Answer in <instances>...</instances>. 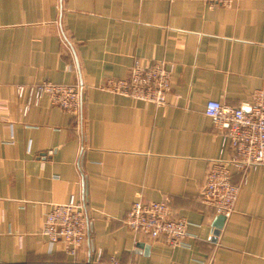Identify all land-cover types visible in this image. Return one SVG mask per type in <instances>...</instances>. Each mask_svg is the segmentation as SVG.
Returning a JSON list of instances; mask_svg holds the SVG:
<instances>
[{"label":"crops","instance_id":"0c3cea01","mask_svg":"<svg viewBox=\"0 0 264 264\" xmlns=\"http://www.w3.org/2000/svg\"><path fill=\"white\" fill-rule=\"evenodd\" d=\"M171 68L166 105L99 89L135 59ZM79 84V122L16 87ZM264 88V0H0V264H264V165L229 166L239 194L216 213L198 194L228 141L204 114L209 100L248 107ZM86 207L75 256L41 234L52 205ZM166 201L187 220L188 244L131 231V204ZM85 204V205H84Z\"/></svg>","mask_w":264,"mask_h":264},{"label":"built area","instance_id":"2783aa9c","mask_svg":"<svg viewBox=\"0 0 264 264\" xmlns=\"http://www.w3.org/2000/svg\"><path fill=\"white\" fill-rule=\"evenodd\" d=\"M209 5L230 7L236 0H196ZM171 68L164 61L143 62L135 59L125 78L105 80L99 89L105 92L128 97L135 101L152 104L156 107L166 105L170 89ZM18 98L28 96L27 111L31 103L37 104L46 97L49 104L70 114L79 122L81 112V91L79 84H56L39 82L16 87ZM204 114L212 125L228 141L231 154L226 160H214L208 166L205 180L199 191V201L226 219L234 211L239 194V186L230 179L229 166L240 170L264 165V88L255 90L250 103L243 107H233L219 101L209 100ZM133 232L150 239H162L171 246L188 247L186 219L171 214L166 201H134L123 219ZM87 220L82 202L72 195L66 203L54 204L45 215L41 234L50 244L61 242L67 254L75 256L86 239ZM96 254L90 264H122L116 257L106 263Z\"/></svg>","mask_w":264,"mask_h":264},{"label":"water","instance_id":"95a60500","mask_svg":"<svg viewBox=\"0 0 264 264\" xmlns=\"http://www.w3.org/2000/svg\"><path fill=\"white\" fill-rule=\"evenodd\" d=\"M245 110H247V108H245ZM84 205H85V204H84ZM83 209H84V212H85V211H86V207L83 206ZM85 213H86V212H85ZM225 219H226V218H225L224 216H222V215H219V214L216 215V219H215V221L213 222V226H212V227L214 228V231H213V235H214V236H217V235H218V233H219V229L222 228ZM86 220H87V216H86Z\"/></svg>","mask_w":264,"mask_h":264}]
</instances>
